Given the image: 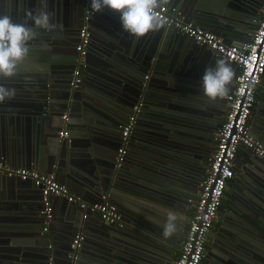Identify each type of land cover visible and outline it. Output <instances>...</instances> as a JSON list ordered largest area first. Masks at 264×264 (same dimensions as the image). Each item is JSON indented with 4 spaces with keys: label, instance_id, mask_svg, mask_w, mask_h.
<instances>
[{
    "label": "crops",
    "instance_id": "1",
    "mask_svg": "<svg viewBox=\"0 0 264 264\" xmlns=\"http://www.w3.org/2000/svg\"><path fill=\"white\" fill-rule=\"evenodd\" d=\"M216 1L220 5L221 12L239 19L240 21L238 20L237 22H243L247 17L251 18L258 26L261 19L260 7L264 4V0H256V2H252V0H240L238 4L242 2L241 6H238L233 0ZM251 8L255 9V12L250 13ZM40 10H46L53 17L52 19L64 21L70 19L71 22L75 20L72 5L70 3L67 4L64 0H0V15H10L15 23H25L26 20L27 23L31 22L26 17V13L31 12L35 15ZM80 23L81 26H88L91 32V40L92 35H94L91 41L93 47L91 48V64L87 66V70H84V78L86 81L85 89L98 87L110 91L111 89L121 90L124 87L118 94L113 93L117 97L116 99L110 98L111 101L119 99L123 105V102L127 101L128 97L127 92H125V90L130 88L128 87V83L124 81L117 88H111L96 83L93 80V75L96 72L107 75L116 73L119 75L118 71L121 70L119 67H124L129 62L128 55L132 53L136 54L137 48L139 49L143 44L152 40L153 33H148L144 37L136 39L124 32L120 22L109 15V12L95 13L92 17L90 12H87V17L84 21L82 19ZM203 29L207 30L206 28ZM236 30L238 31L237 36L242 37L239 33L240 30L238 28ZM78 34L79 32L69 42L62 36L56 38L55 41L57 43L67 42L66 44L70 47L64 44L58 47V50H52V52L47 51L50 49L49 47L46 48L34 42L29 43L30 51L28 58L18 65L16 75L11 78H0V85L5 88L15 89L14 97L5 102V108H2V110L22 112L23 110L16 106L20 100H23L26 104L25 111L34 115L22 117L21 120L11 125L10 123L7 124V129L11 128L18 140L20 149L17 150L22 155L28 154L27 158H30L32 161L34 159L31 156L39 157L38 164L40 170H31H36L45 175H54L58 182L66 187L68 183L70 194L80 201L89 204L95 202L100 203L102 196L107 194L109 195V201L118 207L122 216L123 213L133 212L135 210L134 212L146 217V224L149 225L153 221L162 231H164L166 214L169 210L175 211L181 219L178 221V230L173 236L169 238L160 236L161 239H166V241L171 242V245L165 243L167 246L164 249L166 251L171 248L169 250V256L164 254L161 249L151 245L147 246L136 241L128 245L122 243V241L118 243L116 241L118 244V253L121 255V258L118 260V257H116L117 259L112 258L111 248L105 249L99 244L100 239L106 240L104 236H107L103 229H101L102 221L99 214L90 212L89 221L86 222L82 218V212L75 204L68 203L65 197H52L51 204L55 218L47 226L49 227V224L52 226L53 239L50 238V242L54 240L51 243H54L55 249L58 250V254L56 255L57 263L64 264L60 254L64 249H73V237H68V241L65 244H62L55 237H61L65 226L71 223L69 220L79 216L81 222L78 221V226L74 228V238L77 234H81L84 236V243L87 239L86 234L90 236V239L95 243L91 247L95 251L94 255L97 257L98 264H175L186 236L187 227L195 212V206H193L194 204L192 205V202L194 199L197 201L200 181L207 175L210 155L215 143V132L225 117L228 105L225 101H227L228 95L223 99H217L215 101L207 98L202 89V76L204 71L195 73V70L190 69L188 78L170 74L172 83L175 82V79L179 78L177 84L187 90L183 91L186 95H183L180 99L175 96L174 99H179L180 102L178 104L185 109L186 114L193 116V118L191 117L189 119V116H186L187 122H175V124L166 125L165 128L158 131L162 138L161 142L163 143L160 147L162 149H168L165 145V142H167L174 148L170 149L167 155L162 156L158 154L162 150L154 147L153 149H156L154 151L155 153L148 156L142 150L145 145L141 141L137 142V149H140V152L137 156L129 158V163L125 166L126 170L123 175L138 186L137 190L143 197L129 195L126 192L127 186L120 187L118 190L104 191L102 194L95 196V198L88 197V195L84 194L85 192L79 194L80 189H86L89 184L87 180L96 172V169L97 172L98 168L105 170L110 161L112 149L108 146L110 144L109 141H111V132L106 128L108 125L106 123L97 125L94 129L97 134H88L87 123L90 121L94 123L92 114L94 116L97 115L99 109L95 108V111L89 112L81 102H75L77 110L80 109V111L69 112L72 119L69 124L68 121H65V123L60 122L61 128L58 130L59 132H56V137L59 139H55V142H57L55 149L50 150V141L46 140L47 129L50 127V121H48L49 116L45 114L35 115L32 109L33 104L35 106L41 104V100L46 96L45 90L48 89L49 85L65 89L69 88V80H55L50 78L53 74L50 75L47 67H49L48 62L50 59L54 60L53 57L60 56L58 53L60 51H69L70 56L72 49L79 42ZM246 43H249V38H245L242 42L235 41L231 45H243ZM71 44L74 46L71 47ZM35 51L38 53L36 54ZM111 61L115 62L113 63L115 67L108 68V73L98 71V66L111 63ZM78 68L79 66L77 64L76 69ZM233 71L237 75L236 69H233ZM235 81L236 76L233 77L231 84L228 86V94L233 90ZM260 99L263 100L260 103L262 107L256 110L257 102ZM154 102L159 103L160 101L158 102L156 100ZM170 102L166 103L163 108L161 107V114L164 113L162 110H171L169 106L175 103L174 101L172 103ZM257 102L250 117L249 126L252 133L264 143V78L257 90ZM138 103H142L143 105L141 101ZM178 104L176 106L177 108ZM114 110L117 111L116 109ZM190 111H193V113L196 111V113L193 114ZM255 111H258V114H255L253 117ZM109 117L114 120V117ZM194 117L200 122L195 129L191 128V123L188 122L194 120ZM206 124H213L211 128H217L211 144H208V146L204 141L198 140L202 135L200 127ZM176 125L180 126V128ZM142 129H146L144 125ZM0 130V135H2L4 129L2 130L1 127ZM175 130H178L181 134ZM62 131H69L70 135L72 133L74 137L73 145L63 143L61 140L62 137L60 136V132ZM210 131L206 129V132H209L207 135L212 133ZM144 138L145 135L140 136L141 140ZM176 139H181L182 141ZM178 149H199L200 155L198 152L192 157H186ZM180 161H186L187 164L184 165ZM2 163L12 168H25L30 170L27 166L18 167L7 162ZM191 167L195 168V172H193ZM234 170L235 177L226 187L222 205L218 212V218L209 236L203 264H228L227 261L230 260L232 261L230 264H264V232L262 231V228L264 229V220L262 218L261 220L263 221L258 219L260 217V209L262 210L264 208V198H261L257 192L250 190L251 184L248 187V177L252 174L264 177V172L259 171H264V164L246 148L240 147L234 161ZM52 171L53 173H51ZM76 172L78 175L73 177L75 181L70 180V174H75ZM0 178L2 179L3 177L0 176ZM189 181L195 185L193 191L188 186ZM10 186L11 182L9 181H5L4 186L0 185V203H2V200H5V202H8L7 205L18 204V202L24 205L38 204L37 198L15 202L12 200L14 193ZM244 188L251 191L253 195L246 192ZM37 192L40 193L39 190ZM29 198H31L30 193ZM40 204L41 202L34 209L23 210L25 207H22L18 210L17 207L15 209L12 207L7 210L8 212L0 211V264L46 263V254L33 251H44L41 250V247H37L36 244L39 242L40 244L38 245H41L46 242L43 236V233H46V228L41 234L37 229V224H35L38 222L39 217H36L35 214L38 212ZM3 219L6 221L3 222ZM124 222L135 224L130 220H124ZM135 225L137 226V224ZM147 233V235H150L148 230ZM161 234L163 235V232ZM109 240H112V236ZM23 248L32 249L28 251L30 254L27 252V257L22 255ZM248 252L252 253L253 257H251V260L245 256V253ZM206 257H210L211 261H208Z\"/></svg>",
    "mask_w": 264,
    "mask_h": 264
},
{
    "label": "water",
    "instance_id": "2",
    "mask_svg": "<svg viewBox=\"0 0 264 264\" xmlns=\"http://www.w3.org/2000/svg\"><path fill=\"white\" fill-rule=\"evenodd\" d=\"M58 1H62V0H58ZM64 1H66L67 4L70 3V5H72L74 9L73 15L75 16V20L71 22L70 19H66L65 21L52 19V22L55 24V28H53L50 31L45 29H35L37 32V36L29 43L34 42L36 44H41L46 48L49 47L50 49H48L47 51L50 52H52V50H58L57 48L63 46L64 44L70 47L66 43L72 41V38L76 35V33L77 32L80 33V30L83 28V26H85V25L81 26L80 21L82 19L84 21V19L87 17V12H90L91 17L93 16V14L96 13L92 11L90 7V0H64ZM233 2L236 3L238 6L242 5V2L238 4L240 0H233ZM252 2H256V0H252ZM167 5L171 9L174 8L179 9L183 17L185 18L184 20L186 22L193 23L201 28H206L207 30H210V32L218 35L219 37H222L225 43L227 44H232L235 41L242 42L243 40H245V38H249V43H250L254 35V32L258 27L257 24H255L254 21L251 20V18L246 17V19H244L243 22H237L239 19L234 18V16L232 17L229 14L222 13L220 9V5H218L216 0H169ZM250 11H251L250 13H253L255 12V9L251 8ZM102 12H109V15H111L118 22H120L119 14L114 13L108 9H104ZM28 25H32V22H28ZM32 26L34 27V25ZM237 28L240 30L239 33L242 35V37L237 36L238 34V31L236 30ZM149 33H153L152 40L148 41L146 44H143V46L139 47V49L137 48L136 54L132 53L128 55L129 62L126 63L124 67L123 66L119 67L121 68V70L118 71L119 75L116 73L107 75V74H102L100 72H96L93 75V80L96 83L111 88H117L119 84L124 83V81L128 83L129 85L128 87L130 88L128 90H125V92H127L128 94V97H127V101L123 102V105L121 104L119 99L116 101H111L110 98L116 99L117 97H115V94L113 93L118 94L123 90L124 87L121 90L111 89L110 91L98 87H91L85 89L86 81L84 78V70H87L88 69L87 66L91 64L90 58L92 57V52H91V48H93L92 42L90 47L88 48L86 55L84 56V60L81 62L79 61V54L76 50L78 43L72 49V53L70 54V56H69L70 53L69 51L67 52L60 51L58 52L60 55L59 57H53L54 60L50 59L48 62L49 67L47 68L49 70V73L50 75L53 74L50 76V78L55 80H69L68 89L60 88L56 86L53 87L49 85L48 89L45 90L46 96L43 100H41V104L38 106H35L34 104L32 105V109L34 110L35 115L45 114L49 116L48 121H50L49 122L50 127L47 129L46 140L50 141V146H49L50 150L55 149V145L57 143L55 142V139L56 138L59 139L58 137H56V132H59L58 130L61 128L60 122L62 121L63 123H65L64 116L66 115L68 116V124H69L72 121L69 112L73 113L80 111V109L77 110V105L75 102H79V103L81 102L86 107V109L89 110V112L99 109L97 111V115L94 116L92 114L94 123L92 121L87 123L88 134H97V132L94 130L95 127L97 125H103L104 123L108 125L106 128H108L109 131L111 132L110 133L111 141H109L110 144L108 146L112 149V155L106 169L102 170L98 168V172L96 169V172H94V174L91 175V178L87 180L89 184L86 187V189L85 190L80 189L78 192L79 194L85 192L84 194L88 195V197L95 198V196L102 194V192L104 191L107 192L108 190H118L120 187L127 186L126 192L129 195L133 197L134 196H138L141 198L143 197V195H141L137 190L138 186L133 181L129 180L127 177L123 175L124 171L126 170L125 166H127L129 163V158L137 156L138 153L140 152L139 151L140 149H137V145H136L137 142L141 141L145 145V147L142 150L143 153L148 156L155 153L154 151H156V149H153L154 147L160 148L162 150L158 152V154L162 156L167 155V152H169L170 149H174V148L167 142H165L166 143L165 145L168 149H162L160 147V145H162L163 143L161 142L162 138L158 131H160V129L162 128H165L166 125L168 126L169 124H175V122H181V121L187 122L186 116H189V119L191 117L193 118V116L186 114L185 109L178 104L180 102L179 101L180 97L186 95V93L185 92L183 93V91L184 90L187 91V90L183 86L177 84V82H179V78L175 79V82L172 83V79L169 76L170 74H176V76L179 75V77L181 76L184 78H188L189 72L191 71L190 69L195 70V73L198 71H205L207 67L214 66L215 62L218 59H223L228 64L231 65L232 69H236V74L238 75V67L234 63L229 62L227 59L220 56L215 50H211L207 46L197 45L192 38L188 37L183 33L176 31L175 29L173 30V28L166 27L162 24V27H160L158 30ZM59 36L65 37L67 42L57 43L55 40ZM93 37L94 35H92V40ZM73 46L74 45L71 44V47ZM35 53L37 54L38 52L35 51ZM113 63L115 62L111 61V63L98 66L97 67L98 71H103L108 73V68H111L112 66L115 67V64ZM77 64L79 66L78 69H76ZM76 70L80 71L81 83L77 88H72L71 81L73 79V74ZM237 75H235L236 78ZM146 76H148L147 79ZM175 96L179 98L176 99L177 101L174 99ZM7 100L8 99H6L3 103H0V128L2 127V130L4 129L3 134L0 135V161L7 162L13 166H18V167L27 166L28 168H30V170L31 169L40 170L38 164L39 157L31 156L34 159V161H32L30 160V158H27L28 154L22 155V153H20L17 150L20 148L16 135L13 134L11 128L7 129L8 123H10L11 125L16 121L18 122V120H21L22 117L34 116V115L25 111L26 104L23 102V100H20L19 104H17L16 106L18 108H21L23 110L22 112L13 111V110H4V109L2 110V108H5L4 104ZM156 100L160 102L155 103L154 101ZM261 100L262 99H260L257 102L256 110L262 107L260 103L263 100L262 101ZM139 101L143 102V107L138 115L137 122L132 129L125 160L122 166L117 167L116 161H117L118 150L120 149V145L122 141V130L124 126L128 123L129 117L132 115V110H131L133 109L132 107ZM173 101L175 104L169 106L171 110L170 111L162 110L164 113L161 114V107L163 108V106H165L166 103L168 102L172 103ZM225 102L228 104V101ZM177 104H178V108L176 107ZM114 109H116L117 111H115ZM190 112L193 113V111ZM194 113H196V111H194ZM255 114H258V111H255L253 117ZM109 116L114 117V120L111 119ZM188 122L191 123L190 127L194 129L196 128V126L200 124V122L195 117L194 120ZM143 125L146 128L145 130L142 129ZM176 126L180 128V126L178 125ZM212 126L213 124H209V125L206 124L203 125V127H200V130L202 131V135L201 137L198 138V140L204 141L207 146L208 144H211V141L214 136V132L217 129V128L216 129L211 128ZM218 126L219 127L217 130L220 129L221 124ZM206 129L209 131L210 129H212V131H210V133L211 132L212 133L210 135H207L209 134V132H206ZM175 131L181 134L178 130ZM141 135H145V138L143 140L140 139ZM73 138L74 137L72 133L71 135L69 133V136L67 138H62V139L60 138V139L63 141V143H66V145L68 144L73 145ZM215 139L216 137L214 138V140ZM176 140L182 141L181 139H176ZM178 150H181V154L186 157H192L194 154H197L199 152V149L198 150L178 149ZM256 158L259 161H262V163L264 164V160L258 157ZM180 162L184 165L187 164L186 161H180ZM191 168L193 169V172H195V168L194 167ZM259 171L264 172L263 170H259ZM51 173H53V171ZM77 175H78L77 172L75 174H70L71 177H69V179L75 181L73 177ZM2 177H3L2 179L0 178V185L4 186L5 181L11 182L10 187L12 188V191L14 193L12 200H14L15 202L25 201V200L28 201L31 199L33 200V198L38 199V204L39 202H41V204L39 205L40 208L38 209V212L35 214L36 217H39L38 222H36L35 224H37L38 226L37 229L39 232H41V234L42 232H44L45 228H48L47 231H45L46 233H43L46 242L45 244H41V245H38L40 244L39 242H37L38 244H36L37 247H41V250L44 251H40V250H33V251H37V253L41 252L42 254H46V263L41 262L40 264H58L56 258V255L58 254V250L55 249L54 243L53 244L51 243L54 240L50 242V238L53 239V231L51 230L52 226L51 224H49L50 225L49 227L47 226L46 217L42 214L45 207L43 203L41 188L37 187L35 183L30 180L24 181L18 177H13V178L5 177V176ZM248 178H249L248 187L251 184L250 190L257 192V194H259L261 198H264V177L257 174H252ZM203 180L200 181V185H199L200 188ZM68 186L69 184L67 183V188ZM188 186L191 191L195 189V185L192 184L190 181L188 183ZM244 189L249 194H252V192L249 191L247 188ZM37 190H39L41 194L37 192ZM29 193L31 194V198H29ZM66 200L68 201L67 198ZM68 203L70 202L68 201ZM79 203L80 202H73L70 204H75L80 209L83 218L85 211L80 208ZM7 204L8 202L2 200V203H0L1 212H8L7 210L12 207L14 209L17 207L18 210L22 207H25L23 210L34 209L38 205V204L24 205V204H20L19 202L18 204L16 203L12 205H7ZM94 204H97V202L89 205H94ZM192 205L193 206L196 205V199H194ZM134 211L123 213L124 216L123 218L124 220L127 221L130 220L131 222L137 224V226L135 224H128L124 222V220L122 226L109 225L105 223L100 213L98 212L95 213V214H99L100 219L102 221L101 229H103V231L107 235L104 236L106 240L99 238L100 246L105 249L111 248L110 250L112 253V258L117 259L116 257H118V260L121 258V255H119L118 253L119 251L117 249L118 248L117 243L121 241L122 243H126L128 245H130L134 241L142 243L147 246L151 245L161 249V251L164 254L169 256L170 255L169 250L171 248H169V250L166 251L164 249H166L165 246H167L165 243L171 245V242L166 241V239L160 238V236H163L161 234V232H163L162 229L158 227L156 224H154L153 221L150 222L149 225L146 224L147 222L146 217ZM260 211H261L260 217H258V219L261 220L262 218L264 220V208H262V210L260 209ZM54 218H55V214L52 213V218L49 220V223H52L54 221ZM88 218L89 216L86 219L84 218L83 219L86 222H88L89 221ZM5 221L6 220L3 219V222ZM78 221L81 222L79 216L71 218L69 220V222L71 223H68V225L65 226V229L61 234L62 236L59 238L58 236H56L55 238L60 240L62 244H65L68 241V237H73L74 239V234H73L74 228L78 226L79 223ZM147 230L150 233V235H147L148 234ZM262 231L264 232L263 228ZM86 236L87 239L83 243L80 249L73 250L71 248H67L61 252L60 255L64 261V264H98L97 257L94 255L95 251L91 247L95 243L93 240L90 239L89 235L86 234ZM111 236H112V240L110 241L109 239L111 238ZM30 250L23 248L22 255L27 257V252ZM245 256L249 260H251V257H253L251 252L245 253ZM34 258L36 259V257ZM206 259L208 261H211L210 257H206ZM231 262H232L231 260L227 261L228 264H230Z\"/></svg>",
    "mask_w": 264,
    "mask_h": 264
},
{
    "label": "built area",
    "instance_id": "3",
    "mask_svg": "<svg viewBox=\"0 0 264 264\" xmlns=\"http://www.w3.org/2000/svg\"><path fill=\"white\" fill-rule=\"evenodd\" d=\"M163 18V25L192 38L197 45L207 46L220 56L238 67V75L233 90L228 94V109L219 129L215 149L210 157L208 171L201 184L185 239L182 243L179 257L175 264H203L209 236L218 218L225 190L228 183L235 177L234 161L240 147L246 148L252 155L264 160V143L251 131L249 126L254 106L257 102V90L264 78V4L261 7V19L250 43L231 45L225 43L222 37L197 27L184 20L179 9H171L168 5L156 10ZM91 45V32L87 25L79 33L76 50L79 61L84 60ZM148 76H146V79ZM81 83L80 71L73 74L71 87L77 88ZM142 103L132 109V115L122 130V141L117 154V167L122 166L132 129L142 110ZM68 121V116H64ZM62 138L69 136V131L60 132ZM0 176L18 177L24 181L30 180L42 190L46 224L52 218V197H66L70 203L80 202L79 206L85 211L86 219L90 212L100 213L105 223L121 225L123 216L118 207L109 201V195L104 194L101 202L89 205L76 199L68 188L61 185L54 175H45L36 170L12 168L0 162ZM47 231V228L45 229ZM84 236L77 234L72 247L78 250L82 247Z\"/></svg>",
    "mask_w": 264,
    "mask_h": 264
},
{
    "label": "clouds",
    "instance_id": "4",
    "mask_svg": "<svg viewBox=\"0 0 264 264\" xmlns=\"http://www.w3.org/2000/svg\"><path fill=\"white\" fill-rule=\"evenodd\" d=\"M168 2L169 0H90V7L96 13L108 9L119 14L123 31L139 39L162 27L163 18L156 10L162 9ZM26 17L34 27L28 25L27 20L25 23H15L10 15H0V78L16 75L18 65L28 58L29 42L37 36L35 29L50 31L55 28L46 10H40L35 15L26 13ZM234 76L231 65L223 59H218L214 66L205 69L202 76L204 95L211 101L225 98ZM14 95L15 89L0 85V103L13 98ZM180 219L175 211L167 212L163 231L165 238L177 232Z\"/></svg>",
    "mask_w": 264,
    "mask_h": 264
},
{
    "label": "flooded vegetation",
    "instance_id": "5",
    "mask_svg": "<svg viewBox=\"0 0 264 264\" xmlns=\"http://www.w3.org/2000/svg\"><path fill=\"white\" fill-rule=\"evenodd\" d=\"M221 125H222V124H221ZM218 132H219V130H217V131H216V134H215L216 139H217ZM215 137H214V138H215ZM216 139H215V143H214V146H213V150L215 149ZM212 152H213V151H212Z\"/></svg>",
    "mask_w": 264,
    "mask_h": 264
},
{
    "label": "rangeland",
    "instance_id": "6",
    "mask_svg": "<svg viewBox=\"0 0 264 264\" xmlns=\"http://www.w3.org/2000/svg\"><path fill=\"white\" fill-rule=\"evenodd\" d=\"M227 109H228V105H227ZM227 112V111H226ZM224 120V119H223Z\"/></svg>",
    "mask_w": 264,
    "mask_h": 264
}]
</instances>
